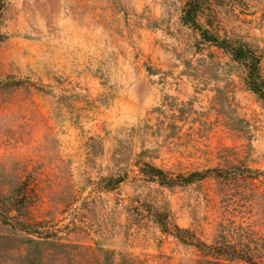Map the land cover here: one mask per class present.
<instances>
[{
	"label": "rangeland",
	"instance_id": "1",
	"mask_svg": "<svg viewBox=\"0 0 264 264\" xmlns=\"http://www.w3.org/2000/svg\"><path fill=\"white\" fill-rule=\"evenodd\" d=\"M191 1L3 4L0 264H264V99ZM194 5L264 84V0Z\"/></svg>",
	"mask_w": 264,
	"mask_h": 264
},
{
	"label": "trees",
	"instance_id": "2",
	"mask_svg": "<svg viewBox=\"0 0 264 264\" xmlns=\"http://www.w3.org/2000/svg\"><path fill=\"white\" fill-rule=\"evenodd\" d=\"M6 1L7 0H0V9ZM196 1L197 0H193L191 1V3H188L186 5V9L183 17L184 22L191 25L193 28L198 29L204 40L208 42H212L219 48L229 52L235 61L241 63L246 70V82L249 89L257 96H259L261 99H264V88H263L264 84L259 73V57L256 55L254 50L249 48L248 46L241 44L234 45L225 40H218L212 35H209V33L206 30H202L199 27V25H197L195 22L196 7L194 4ZM142 173L148 176L151 180L156 181L159 185L168 186V187L176 184L192 183L195 180H202L209 176H214L215 178L219 177L216 169H206L201 172H193L185 177H182L180 175H176L172 177L169 173L163 171L162 169L149 164L143 165ZM121 181L122 179H114L111 181L102 180V183L103 186L105 187H110V186L113 187L114 185L119 184ZM175 229L177 230V232L182 231L177 227H175ZM188 236H190V238L193 237V235L191 234ZM181 240L189 242L191 244L195 242L197 244L196 245L197 247L206 246L200 241H197L196 239H194L195 241L192 239H181Z\"/></svg>",
	"mask_w": 264,
	"mask_h": 264
}]
</instances>
